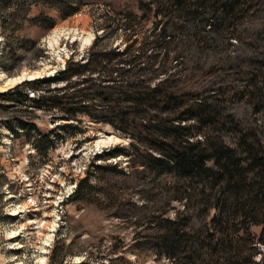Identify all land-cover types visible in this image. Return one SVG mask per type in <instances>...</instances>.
I'll return each mask as SVG.
<instances>
[{"label":"trees","instance_id":"trees-1","mask_svg":"<svg viewBox=\"0 0 264 264\" xmlns=\"http://www.w3.org/2000/svg\"><path fill=\"white\" fill-rule=\"evenodd\" d=\"M15 1L26 16L38 0ZM100 1L125 21L141 17L146 9L160 19L149 32L142 29L146 21L131 29L143 30L138 43L122 48L94 43L85 61L70 58L52 76L0 91V106L14 109L13 122H6L9 130L24 136L41 156H48L54 138L50 129L37 125V112L47 114L52 124L58 122V129L71 127L62 140L83 134L85 119L126 137L128 150L106 151L102 157L124 154L127 166L91 163L72 198H94L113 217L133 220L139 229L130 250L137 254L147 245L169 264H264V139L232 111L243 101L255 115L264 113V70L253 67L255 60L243 59L251 67L239 86L226 81L224 65L206 69L195 61L193 42L199 32L188 25L200 16V0ZM211 1L224 25H236L261 2ZM89 2L96 1H79ZM131 27L126 23L119 28ZM212 31L206 29L205 41ZM227 34L238 37L233 29ZM127 190L137 193L141 203L125 199ZM133 207L143 214L132 217ZM148 207L153 209L145 213ZM171 211L174 215H167ZM253 226L261 227L259 234ZM123 256L120 252L116 258Z\"/></svg>","mask_w":264,"mask_h":264},{"label":"rangeland","instance_id":"rangeland-1","mask_svg":"<svg viewBox=\"0 0 264 264\" xmlns=\"http://www.w3.org/2000/svg\"><path fill=\"white\" fill-rule=\"evenodd\" d=\"M79 1L38 0L23 16L15 0H0V85L6 78L24 73L36 78L52 76L70 58L85 61L94 43L119 48L132 41L138 43L141 32H149L154 21L160 19L152 17L146 9L141 17L125 21L100 0L86 4ZM200 1L197 11L200 16L188 25L190 30L199 32L193 42L195 61L206 69L213 64L224 65L226 81L241 86L251 67L243 59L255 60L253 67L264 70V0L252 6L248 16L236 25L217 21L213 2ZM70 9L75 10L68 16L63 15ZM139 21L146 24L135 33L131 29L140 28ZM126 23L132 25L130 30H121L119 27ZM210 28L218 33L212 31L205 41V31ZM56 29L92 36V42L83 46L81 40L65 37L54 52L48 39ZM232 29L237 38L227 37ZM232 111L248 121L264 139V113L255 115L253 107L243 101L234 104ZM13 112L12 107L0 106V264H169L164 257L156 258L147 245L141 248L140 254L130 250L133 235L139 229L133 220L113 217L108 206L96 203L94 198L78 202L72 198L76 183L87 175L91 163L118 161L127 166L124 154L108 160L102 157L106 151L128 150L126 137L107 125H95L85 119L81 122L85 125L83 134L62 140L71 127L58 129L54 127L58 122L52 124L47 121V114L37 112L34 116L37 125L44 131L50 129L48 134L54 138L48 156H41L24 136L15 137L9 130L6 122H13ZM57 135L60 137L55 139ZM111 137L119 142L100 150L95 148L99 140ZM98 153L100 157H96ZM91 181L94 182V177ZM123 194L125 199L130 197L141 203L137 193L127 190ZM152 209L148 207L145 213ZM130 213L132 217H139L143 210L133 207ZM252 230L259 234L261 227L253 226ZM50 235L49 244L43 250ZM115 244L121 249H116ZM260 248L264 253V245ZM120 252L124 253L123 260L116 258Z\"/></svg>","mask_w":264,"mask_h":264},{"label":"bare ground","instance_id":"bare-ground-1","mask_svg":"<svg viewBox=\"0 0 264 264\" xmlns=\"http://www.w3.org/2000/svg\"><path fill=\"white\" fill-rule=\"evenodd\" d=\"M85 36V35H84ZM82 35H78L76 31H66V30H62V29H56L51 36L48 39V44L50 47V50L56 52L55 50L59 49L61 47V44L63 42V39L66 37H72L74 40H81L83 42V46L90 44V42H92V36H87L84 37ZM88 46V45H87ZM34 79L36 78L35 76H30V74L24 73L21 74L20 76L17 77H13V78H6V80L3 82V85H0V91H5L8 88L23 82L26 79ZM119 142V139H117L116 137H111V138H107V139H101L99 140L96 145L95 148L100 150L101 148L107 147L112 143H117ZM16 213V211H15ZM52 235L48 236L47 240L44 242V248L43 250H45V248L47 247V245L49 244V241L51 239Z\"/></svg>","mask_w":264,"mask_h":264}]
</instances>
